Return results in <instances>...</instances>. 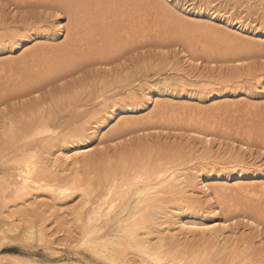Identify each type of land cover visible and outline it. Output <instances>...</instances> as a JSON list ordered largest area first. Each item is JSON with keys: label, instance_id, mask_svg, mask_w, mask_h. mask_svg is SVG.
Instances as JSON below:
<instances>
[{"label": "bare ground", "instance_id": "1", "mask_svg": "<svg viewBox=\"0 0 264 264\" xmlns=\"http://www.w3.org/2000/svg\"><path fill=\"white\" fill-rule=\"evenodd\" d=\"M249 1L245 0L247 3ZM0 2L4 5L0 7V28L4 30L0 37L9 43L8 54L18 50V54L0 60V108L7 107L9 101H20L30 94L35 96L29 98L30 103H22L23 109H16L19 115H9V118L4 115L8 122L4 117L5 122L1 123L0 243L9 238L26 242L25 238L30 237L29 242L56 245L55 234L49 231V225L45 223V212L59 200L65 199L72 201V204L75 201L70 207V214L77 223V229L73 231L70 226V229L67 228L71 244L79 247L90 244V254L107 264H156L157 260H163L165 264H264L262 247L253 245L255 231L262 233L264 229V219L258 217L260 207L254 206L251 211L255 215L252 216L243 212L244 216L227 214V217H221L222 209L225 211L226 207L231 210L232 204L225 205L228 196L232 195L230 201L233 204L242 197L264 202L263 168L242 171L261 164L255 160L246 164L245 158L237 159L234 156L230 159L233 160L231 164L234 169L231 173V170H227L229 161L221 157L235 150L244 154H252L254 149L264 152V104L247 103L244 107V103L237 101L226 109L215 106L210 108L207 118L201 119L198 109L193 106H172L165 102L167 98H163V95H175V91L169 87L168 77L162 80L166 84L165 89L156 87L147 91L143 85L136 86L138 76L143 73H133L124 65L106 79L87 82L83 88L69 91L71 94L59 98V101H56L57 96L50 98L52 93H44V88L53 83V79L84 71L90 65L104 68L110 74L111 71L106 70L109 63L133 50L139 38L147 37L149 41L154 37L149 42L143 40L148 44L155 42L154 39L164 43L173 42L176 48L179 42L176 38L181 36L187 42L182 43V49L176 53L183 60L181 68L177 70L183 72L184 78L192 81L191 78L197 77L190 72V68L203 67L202 54L229 58L226 62L231 63L232 68L224 75L225 79L221 74L211 77V74L203 73L200 77L208 86L213 78L224 83L225 80L234 81L244 75L246 78L242 85L245 88L242 86L238 90V99H247L251 96L250 92L264 93V76H259L264 63L260 66L249 62L254 51L261 52L264 59V50L254 41L249 46L234 38L253 36L254 39L264 40V26L246 25L226 14L203 8L189 10L185 4L176 2L183 7L184 14L192 19L187 21V18L184 20L181 17L178 28L172 30L175 33L167 35V30L165 33L162 28L159 31L161 25L158 23L164 24L161 18H167L172 9L166 5L157 9L155 0ZM133 3L137 4L134 9ZM6 5H14V15L10 19V15L4 12ZM258 6L263 7L264 0H258ZM38 7L43 8L50 18L46 27L63 32L66 39L63 44L51 45L49 40L38 43L35 37L41 35L40 29L45 27L34 26L44 21V17L40 18L35 11ZM27 8H31V11L25 14ZM151 14H154L155 28L150 29L148 20ZM198 15H206L213 22L220 21L228 31L226 28L222 31L212 23L195 20L193 16ZM27 24L32 26H25ZM46 35L54 34L45 33L42 36ZM11 40L14 43L18 41V44L12 46ZM213 61L210 60L209 65L214 66ZM180 82L182 90H187V85L192 88L198 85L182 79ZM209 86L214 89L212 84ZM250 87L254 91L247 90ZM134 88L148 93L144 102H133L132 107L126 104L129 94L125 90ZM37 93H40L39 98ZM112 93L118 98L114 99ZM121 94L127 96L122 97ZM186 95L193 96L192 92ZM133 96L136 97L135 94ZM149 103L155 104V110L140 114L147 110ZM125 110L130 112L128 120L114 123V117H125ZM135 111L139 112L138 116ZM177 113L180 115L177 116ZM87 114H91L90 118L82 122L85 115L88 117ZM238 115L251 118H246L248 123L239 121L236 129L230 132L233 136L225 131L228 126L217 129L220 124L218 119L225 121ZM91 119L95 123L100 121V124L87 132ZM106 127L109 131H105L107 135L103 138L102 132ZM143 128L152 130L150 135L153 138L164 140L160 139L159 142L156 138L160 152L150 151L152 139L150 144L139 143L147 137L139 135ZM86 133L98 136L101 146L104 143L115 145L109 146L106 159L93 151ZM131 133L135 136L134 141L124 140V144H117V140H123ZM164 134L178 137L171 142ZM248 177L252 181L245 184L244 179ZM243 203L237 204L236 210ZM207 206L215 209L210 217L204 213ZM232 220L238 223L232 225ZM239 222L254 231H241L242 236L237 237L236 228L241 227ZM185 224L212 230L189 231L183 227ZM224 224H229V227L224 228ZM238 244L240 250L227 251L231 246L238 247ZM0 264L42 263L31 257L10 258L6 255L0 258ZM43 264L72 263L56 260ZM75 264L81 263L76 261Z\"/></svg>", "mask_w": 264, "mask_h": 264}, {"label": "rangeland", "instance_id": "2", "mask_svg": "<svg viewBox=\"0 0 264 264\" xmlns=\"http://www.w3.org/2000/svg\"><path fill=\"white\" fill-rule=\"evenodd\" d=\"M155 1L157 3L156 4L157 9H158V7L159 8H161L162 6L165 7V5L172 9L171 12H169V16L167 18H166V16L161 18V20H163L162 23H164V24L158 23L161 25L159 27V31L161 28L164 30L163 33H165V31L167 30V35L168 34L172 35L175 33L172 30L178 28L179 23L181 22V17L184 20H185V18H187V21H190L192 19V17L190 15L184 14V10L182 9L183 7L181 8L179 5L175 4L176 2H179V4H185L186 6H188L189 10H193V8H203L207 11L214 12L217 14H226V15L234 18L235 20L240 21L246 25H250V26L254 25V26L258 27V26H260L259 24H261L260 27L264 26V20L262 21V18L264 19V6L259 8L258 0H250L248 3L245 2V0H175V1H169V2H167L166 0H155ZM136 6H137V4L133 3V9ZM12 7H14V5L9 6V7L7 6V9L5 8V11H4L5 13L8 14V16L10 15L9 19H10V17L12 18V16L14 15L13 14L14 11H13ZM190 8H192V9H190ZM189 10H187V12ZM8 11H9V13H8ZM29 11H31V8H27L26 10H24L25 14ZM35 11L37 12V14H39L40 18L44 17V21L41 22L39 25L35 24L34 26H38V27L41 25L45 26V27L40 29L42 31L41 35L39 34L35 37L38 39V43H43L46 40H49L48 43L51 45H56V44H61V43L63 44V41L64 42L66 41V39H64L63 32L56 31V30L54 31L51 28L46 27L48 24L47 21L50 20L49 16L46 14V11L41 7H38V9H35ZM175 16H176V18H175ZM193 17H195V20H199L201 23L207 22L208 24L210 23V25L212 23L214 27H217L218 29H220L222 31H225L227 29V26L225 24H222L220 21L213 22V21L209 20L208 16H206V15H198V16H193ZM197 17H199L201 19H199V18L196 19ZM153 18H154V14H151V16H149V20H148L150 23V24H148L150 29L155 28L154 27L155 21L153 20ZM179 20H180V22H179ZM261 21H262L263 25H262ZM25 26L31 27L32 25L27 24ZM20 30H22V29H20ZM227 31H228V29H227ZM3 32H4V30H2V28H0V34ZM45 33H50V34H54V35L42 36ZM151 38H154V37H151ZM151 38H149V41ZM236 38H238V37L235 36L234 40H237L239 42H243L249 46H251L253 43L252 41H254V42H256V44L263 46L262 51L264 50V40L254 39L253 36H241V37H239V39H236ZM34 40H36V39H34ZM143 40L148 41V38L144 37V38L137 39L136 45L135 46L133 45V50L129 51L123 57H119L118 60H116L115 62L109 63V67L106 70L111 68L110 74L105 72L104 68H101L102 70L99 68L100 69L99 72L89 71V69L98 68L97 66H91L90 65V66L86 67V69L84 71H82V70L78 71L79 74L78 73H73L70 75L66 74L64 76L59 77L58 79H55L57 81H55L53 79V83H51L49 86L44 88V93H46V92L52 93V94H50V98L52 96H57L56 101H59V98H61V97L63 98L64 96L69 95V93H70L69 91L73 92L76 89L78 90L80 88H83L87 82H92V81L94 82L97 80L106 79L108 76H110V75L112 76L113 73L119 69V67H121V66L123 67V65H124V66H127L128 70H133V73H137V72L143 73V74L138 76V80H137L138 82H137L136 86L143 85L144 88L147 87V91L148 90L152 91V89H154L156 87L161 88V89L162 88L165 89L164 86L166 84H165V82H162V80H163V78L168 77V81L170 82V85H171L169 87L171 88V90L175 91V95H173V96L163 95V98H167V99H165V102L168 103V105H169V103L172 104V106H175L176 104L179 106L180 105H186L189 107L193 106L196 109H198L197 110L199 112L198 116L201 117V119H202V117H203V119L207 118L210 115V113H209L210 108L215 107V106L226 109V108L232 107V103L237 102V101H240L239 102L240 104L244 103L245 104L244 107L247 106V103H255L256 102V104H259V103L264 104V93L263 94L256 93L251 87L247 88V90L254 91L255 93L250 92L251 96H249V97L247 96L249 99L248 98L247 99L244 98L242 100L238 99V97H239L238 90L242 89V86H243L242 84L245 82L246 77L244 75L241 78H238V79L235 78L236 80H234V81H231L229 79L228 82H226V80H225L224 83L219 81L218 79L213 78V79H211L212 82L208 83V86L205 85L204 78L200 77L204 74L205 75L211 74V77H214L215 75L221 74L222 78L225 79L224 75L229 73L230 68H232L230 65L231 63L226 62L229 58H223L222 56L221 57L210 56L209 54L208 55H206V54L200 55L202 57V64H203L202 68L201 67H198V68L193 67L192 68L191 66L187 67V69H189L191 67L190 72L191 73L194 72L193 74H195L197 76L195 78L194 77L191 78L193 81L192 82L190 80V78H188V79L184 78L185 76H183V72H181V71L178 72V70H177V68L182 66L183 60L181 59L180 54L178 55L176 53L179 49H182V47H183L182 43H186L187 39H182L181 36L176 38V40L179 41V42L176 41L177 43L175 42L176 48H174L173 42H167L166 41V43H164L162 41L163 42L162 43V42H160V41L158 42V40L154 39L155 42L148 44L149 41L147 43H145ZM39 41H42V42H39ZM11 43L13 44L12 46H16V43L18 44V41L14 43V41L11 40ZM134 43H135V41H134ZM168 43H170V44H168ZM8 44L9 43L4 42V37H2V38L0 37V60H2L3 58L6 59V57L11 56L12 54H16V53L18 54L17 49L13 53L8 54V49H7ZM66 45L68 46L67 43H66ZM174 51H175V53H174ZM137 53H139V55H137ZM260 54H262V53L259 51H254L251 54V56L249 57V62L253 65H260L261 66V64L264 63V59H262V56ZM210 60H214L213 61V62H215L214 66L209 65L211 63ZM160 63H161V65H159ZM173 67H175L176 69L175 68L173 69ZM262 68H263V65H262ZM262 68L259 72V76H264V69H262ZM169 69H170V71H169ZM187 71H189V70H187ZM82 72L84 73L83 76L80 75ZM102 75H103V77H102ZM74 77H80V78L74 79ZM181 79L185 80L189 84L192 83L194 85H197V84L198 85H197V87H193V88L190 87L189 85H187L188 86V87H186L187 90L186 89L182 90V87H180V84H179V83H182V82H180ZM63 81H67V83H65L63 85V87H61L60 85ZM209 84H212L214 86L213 90L210 88ZM200 85H201V87H200ZM204 85H205V87H204ZM208 88L210 90V93H209ZM243 88H245V87L243 86ZM49 89H51V91H49ZM189 89L192 91H190ZM216 89H217V91H216L217 94L214 95V92ZM125 92L127 93V95L128 94L129 95L127 96L126 94H121V96L122 97L127 96L126 97V104H128L132 107H133V102H140V101L144 102V100L146 99V94L148 93L145 91L146 92V94H145L144 92H142L140 90H136L135 88H134V90H130V91L125 90ZM188 92H190V93L192 92L193 96L186 95V93H188ZM133 94H135L136 97H134ZM112 95H113L114 99L118 98V96L115 93H112ZM165 96H167V97H165ZM30 97L34 98L35 96L33 94H30L29 97L23 98L20 101L15 100V101H9L8 102L7 111L9 110L8 111L9 113L7 112L6 114H3V112H0V130L2 127L1 123L4 124L5 121H6V123L8 122V119L4 115H6L7 117L9 115H11V116L12 115H14V116L19 115L18 114L19 110H18V112H15L16 109H18V108L23 109V107H24L23 104L30 103V100H29ZM250 100L253 102H251ZM16 102H19V103L16 104ZM154 105H155L154 103H149L148 106L146 107L147 110L145 112L142 111V113H140V114H143L146 112L151 113L152 111L155 110V107H153ZM248 106L252 107V105H248ZM125 111H127V112L123 113V116H125L124 117L125 119L119 118V116L114 117L113 118L114 123H116V122L118 123L120 121L122 122V121L128 120L130 112H128V110H125ZM4 112H6V111H4ZM263 112H264V110H263ZM135 113H136V111H135ZM136 114L138 116L139 112H137ZM178 115H180V114L177 113V116ZM1 116H3V118H1ZM90 116H91V114L88 115V117L85 115L84 116L85 118L82 119V122L88 120L90 118ZM4 117H5V121L3 120ZM246 118H251V116H247V115L240 116V115H238L235 117H230L229 118L230 120L227 119L225 121L223 119H221V120L218 119L220 124H219V127L217 126V129H219L221 127L228 126L227 128H225V131L230 134V132H233L234 129H236L239 121L243 122V123H248L249 121L246 120ZM94 119H91L89 121L90 123L87 127V130H86L87 132H91L93 130V127L95 128L96 124H100V121H97V123H95ZM255 119H256V117H255ZM223 124H224V126H223ZM90 126H91V128H89ZM168 127H170V126H168ZM105 131L107 132V131H109V129L107 127L104 129V131L102 132L103 136L101 135L103 138L107 135ZM141 132L150 133V134L153 133L152 130L146 131L144 128H143V130L140 131V133ZM86 134H87V137L90 139L91 144L93 145V151L99 155H102L103 158L106 159L109 155V153H108L109 146H113V145L110 144L108 146L109 143H106V144L104 143L103 150H101V145L99 144V137L93 136L92 134L89 135L88 133H86ZM170 134L173 135V131H171ZM171 135L164 134V137L166 139H170L171 142L173 141L174 137H178V136H171ZM145 136H147V137L141 136L144 138H142L141 139L142 141H140L139 143H142L145 145L150 144L149 143V142H151L150 139H152L153 142L150 144V147L152 146L153 148L151 147L150 151H153V152H155L156 150L159 151L160 146L157 143L156 138L159 142H161V140L162 141H164V140L162 138H158V137L153 138L151 135L150 136L145 135ZM231 136H233V135H231ZM128 137H132V141H134L133 137H135V136L133 133L124 137L123 141L128 140L127 139ZM117 141H119V140H117ZM88 143L89 142H87V144ZM153 143L156 145H153ZM255 147L259 148V146H256V145H255ZM234 149H236V148H234ZM253 152H252V154L250 152H247V154L246 153L244 154L242 151H236L235 150L234 153L230 151L229 154L221 155V157H222V160L227 161V162L229 161L227 164V166H229V168L227 170H231V173L234 172V169L232 168V164H231V162H233V160H230V159L233 158L234 156H236L237 159L242 158V157L245 158V160H247L246 164H249L248 162L251 163L254 160L258 164H261L260 166H257V167H255V166L247 167L246 169H242V171L243 170L244 171L245 170H249V171L260 170L263 168V173H264V152L262 153L258 150H255V149L253 150ZM261 153H262V155H260ZM250 158L253 160H251ZM244 180H245V184H248V183H251L250 180L252 181V178L248 177ZM231 188H234V187H231ZM231 197H232V195L226 197V201H228V203L225 204L228 206H229V204H232L231 208L229 207L231 210L229 211L226 207H225V211L222 209V214H221L222 218H224V216L227 217V214H229L231 216H236V215L252 216V214L255 215V213L252 212L251 210L254 209L256 206H259L261 209L260 210L261 214L258 213V217H262L264 219V202L261 203V202H258L257 200H250L249 201L245 197L244 198L242 197L239 200V202L236 201L237 203L233 204V202L230 201ZM44 200L47 201L48 198H46V199L44 198ZM241 202H244L241 205L242 207L239 208L238 210H236L237 204L240 205ZM73 204H75V201ZM73 204H72V201L62 199V200H59L56 205L50 206L51 208L48 212H45V219H46L45 223L47 225H49V227H47V228H49V231L51 233L55 234L54 237H55V244L56 245H50L47 243H37L34 241L29 242V240L26 242L18 241V240L12 241L11 240L12 238H9V239H7V241L0 243V258H4V257H6V255L10 258L31 257L35 261L42 263V264L55 262L56 260L68 261V262H71L72 264H75L76 261L77 262L79 261V263H81V264H107V262H105L104 260L97 258V257L93 256L92 254H90L89 251H85V249L83 247H79L78 245L71 244V238H70V235H68L69 234L68 229L72 228L73 231L74 230L76 231V229H77V223H75V221L72 220V215L70 214V211H71L70 207L73 206ZM51 210L53 211V213ZM213 211H215V209H211L207 206L205 208L204 213L210 217L212 215ZM243 212L245 213L244 215H243ZM57 216H58V218H57ZM34 218H38V217H34ZM56 220H58V223H56ZM59 221H62V222L59 223ZM239 224L241 225V227L236 228V233H237L236 236L237 237H238V235L242 236V234L244 233L245 230L254 231L253 229L249 228V226L244 225L243 222H239ZM69 226H70V228H69ZM244 226H246V227H244ZM241 231H243V233ZM14 234L16 235L17 232ZM73 234H75V233H73ZM255 234H257V235H255ZM263 234H264L263 231H262V233H258L255 231V233L253 235V238L255 237V239H253V241H254L253 245H254V247H257V248L262 247L261 249L264 252V247H263L264 235ZM76 237H78V236H76ZM257 240H258V242H257ZM62 245H63V247H62ZM236 246L237 245L231 246L229 249H227V251L230 253V252H233L235 250H240L239 244H238V247H236Z\"/></svg>", "mask_w": 264, "mask_h": 264}, {"label": "snow or ice", "instance_id": "3", "mask_svg": "<svg viewBox=\"0 0 264 264\" xmlns=\"http://www.w3.org/2000/svg\"><path fill=\"white\" fill-rule=\"evenodd\" d=\"M3 6H4V5L2 4V2H0V7H3ZM56 15L58 16V15H60V13H56ZM137 55H139V53H137ZM89 71L99 72L100 69H99V68H94V69H89ZM108 71H111V68H109ZM80 75L83 76L84 73L82 72ZM79 78H80V77H74V79H79ZM65 83H67V81H63V82L61 83L60 86L63 87V85H64ZM49 91H51V89H49ZM39 97H40V93H37V98H39ZM4 111H7V107H5V108H0V112H4ZM139 135H140V136H145V135H150V133H144V132H141V133H139ZM177 135H182V133H177ZM191 135H195V133H191ZM127 139H128L129 141H131V140H132V137H128ZM117 143H118V144H124L125 141H123V140H119V141H117ZM103 147H104V146L102 145V146H101V150H103ZM113 147H115V145H113ZM77 155H79V153H77ZM69 159H71V157H69ZM113 208H115V205H113ZM237 223H238V221H236V220H232V221H231V224H232V225H235V224H237ZM245 223H247V221H245ZM183 227H184L185 229L189 230V231L209 232V231L212 230V229L209 228V227H202V226H197V225H187V224H185ZM223 227H224V228H227V227H229V224H224ZM262 231H264V229H262ZM27 240H30V237H26V238H25V241H27ZM62 247H63V245H62ZM81 247H83V248L85 249V251H90V250H91V245L88 244V243H85L84 245H81ZM113 264H115V262H113ZM156 264H165V262H164L163 260H157V261H156Z\"/></svg>", "mask_w": 264, "mask_h": 264}]
</instances>
